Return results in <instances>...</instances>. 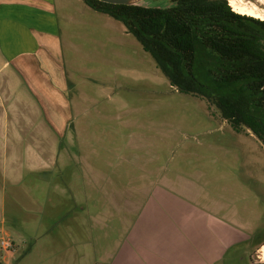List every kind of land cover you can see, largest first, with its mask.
Listing matches in <instances>:
<instances>
[{
	"label": "rangeland",
	"instance_id": "374dc122",
	"mask_svg": "<svg viewBox=\"0 0 264 264\" xmlns=\"http://www.w3.org/2000/svg\"><path fill=\"white\" fill-rule=\"evenodd\" d=\"M82 1L66 0L58 7L64 61L76 85L69 101L73 115L47 119L61 127L59 147L47 154L55 161L42 173L45 179L37 182L29 174L27 189L22 183L7 189L6 203L16 206L25 224L20 231L26 244L17 264H40L38 239L45 227L54 231L76 216L83 233L88 232V217L80 213L84 205L75 206L64 192L119 193L126 203L119 215L127 225L150 189L164 185L153 180L183 177L188 181L184 190H192L205 205L227 209L250 233L232 251L230 264H264L262 142L247 136L251 132L244 127L237 133L204 97L178 92L119 20ZM237 6H254L264 15L259 0H238ZM46 105L49 113L56 103ZM10 193L23 196L12 199ZM36 194L38 201L32 198Z\"/></svg>",
	"mask_w": 264,
	"mask_h": 264
},
{
	"label": "crops",
	"instance_id": "0c3cea01",
	"mask_svg": "<svg viewBox=\"0 0 264 264\" xmlns=\"http://www.w3.org/2000/svg\"><path fill=\"white\" fill-rule=\"evenodd\" d=\"M64 1L0 0V227L17 245L14 251H0V264H17L18 251L26 244L20 231L25 225L20 213L16 206L6 203L8 185L22 183L25 190L27 175L36 176L37 182L46 178L42 173L45 175L47 167L55 161L47 154L59 147L57 132L61 130L47 119L73 115L69 101L73 100L76 84L64 61L58 9ZM51 102L57 106L47 113L46 103ZM64 102H68L67 107H62ZM259 148L264 150V144L259 143ZM157 181L164 185L156 184L150 189L144 202L133 210L134 216L127 225L119 215L120 207L124 210L126 204L125 200H119V193L64 192L75 206L84 205L80 213L88 217L85 229L88 232L83 233L76 216L71 217V223L54 227V231L43 228L38 239L39 263L230 264L235 261L232 251L245 244L250 233L238 225L231 212L198 201L196 195L190 194L192 190H184L188 182L184 177L176 178V182L158 178L153 183ZM38 195L32 198L38 201ZM9 196L16 199L23 194ZM94 198L103 199L100 206L92 201ZM24 249L25 254L30 251V247Z\"/></svg>",
	"mask_w": 264,
	"mask_h": 264
},
{
	"label": "trees",
	"instance_id": "16d2710c",
	"mask_svg": "<svg viewBox=\"0 0 264 264\" xmlns=\"http://www.w3.org/2000/svg\"><path fill=\"white\" fill-rule=\"evenodd\" d=\"M84 1L119 20L178 92L204 97L264 144V20L226 0Z\"/></svg>",
	"mask_w": 264,
	"mask_h": 264
},
{
	"label": "bare ground",
	"instance_id": "6f19581e",
	"mask_svg": "<svg viewBox=\"0 0 264 264\" xmlns=\"http://www.w3.org/2000/svg\"><path fill=\"white\" fill-rule=\"evenodd\" d=\"M237 1L238 0H229V4L232 6L234 11H236L240 14H243V15L245 14L248 16H252L254 18L264 19L263 13L257 11L254 6L253 7H238ZM259 1L264 4V0H259Z\"/></svg>",
	"mask_w": 264,
	"mask_h": 264
},
{
	"label": "built area",
	"instance_id": "2783aa9c",
	"mask_svg": "<svg viewBox=\"0 0 264 264\" xmlns=\"http://www.w3.org/2000/svg\"><path fill=\"white\" fill-rule=\"evenodd\" d=\"M15 249V244L10 236L6 233L4 228L0 227V250L7 253Z\"/></svg>",
	"mask_w": 264,
	"mask_h": 264
},
{
	"label": "water",
	"instance_id": "95a60500",
	"mask_svg": "<svg viewBox=\"0 0 264 264\" xmlns=\"http://www.w3.org/2000/svg\"><path fill=\"white\" fill-rule=\"evenodd\" d=\"M111 4L141 5L142 0H99Z\"/></svg>",
	"mask_w": 264,
	"mask_h": 264
}]
</instances>
